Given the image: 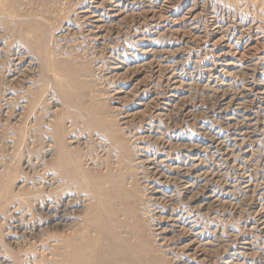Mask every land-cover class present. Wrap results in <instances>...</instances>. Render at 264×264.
I'll return each instance as SVG.
<instances>
[{
	"label": "rangeland",
	"instance_id": "rangeland-1",
	"mask_svg": "<svg viewBox=\"0 0 264 264\" xmlns=\"http://www.w3.org/2000/svg\"><path fill=\"white\" fill-rule=\"evenodd\" d=\"M262 56L264 0H0V264H264Z\"/></svg>",
	"mask_w": 264,
	"mask_h": 264
},
{
	"label": "bare ground",
	"instance_id": "bare-ground-1",
	"mask_svg": "<svg viewBox=\"0 0 264 264\" xmlns=\"http://www.w3.org/2000/svg\"><path fill=\"white\" fill-rule=\"evenodd\" d=\"M134 1V0H133ZM102 2V1H101ZM119 2V1H118ZM121 2V1H120ZM94 3H96V1L94 2ZM108 3V2H107ZM98 5V4H97ZM107 5V4H106ZM95 6V5H94ZM98 7V6H97ZM114 8V7H113ZM103 9V8H102ZM107 9V8H106ZM110 9H112V8H110ZM115 9H117V8H115ZM157 9V8H156ZM152 10V9H151ZM99 11V10H98ZM98 11L97 10H88V12L90 13V16L88 17L89 18V20L90 21H92L93 23L92 24H94V23H97V22H99L100 21V15L98 14ZM102 11V10H101ZM117 11V10H116ZM160 14V13H159ZM194 14V13H193ZM117 15V14H116ZM86 16V15H85ZM84 16V17H85ZM104 20V19H103ZM172 20H174V19H172ZM90 24V23H89ZM106 24V23H105ZM98 26V25H97ZM103 29V28H102ZM94 30V29H93ZM96 30V29H95ZM229 35V34H228ZM239 56V55H238ZM158 57V56H157ZM164 57V56H163ZM264 56H262V58H263ZM162 58V57H161ZM248 58V57H247ZM163 59V58H162ZM242 60V59H241ZM254 62V61H253ZM161 63V62H160ZM150 64V63H149ZM159 64V63H158ZM242 64V63H241ZM170 65V64H169ZM244 65V64H243ZM246 65V64H245ZM158 68V67H157ZM239 68V67H238ZM174 69V68H173ZM264 69V68H263ZM173 72V71H172ZM212 73V72H211ZM170 75H171V73H170ZM192 75V74H191ZM167 76H168V74H167ZM216 76V75H215ZM166 77V76H165ZM162 78V77H161ZM171 78L172 79H175V77H173V75L171 76ZM220 79V78H219ZM218 79V80H219ZM180 80V79H179ZM212 80V79H211ZM155 82H156V80H155ZM175 82V80L172 82V83H174ZM215 82V81H214ZM178 84V83H177ZM176 84V85H177ZM180 84V83H179ZM175 85V84H174ZM175 85V86H176ZM213 85V84H212ZM217 85V84H216ZM245 85V84H244ZM173 86V85H172ZM160 88V87H159ZM261 88V87H260ZM264 88V87H263ZM170 89V88H169ZM168 89V90H169ZM160 90V89H159ZM175 90V89H174ZM243 90V89H242ZM163 91V90H162ZM258 91V90H257ZM159 92V91H158ZM168 92V91H167ZM254 92V91H253ZM164 94V93H163ZM162 94V95H163ZM161 95V94H160ZM172 97H175V95H173V93H171V90L165 95V97L163 98V102H164V104L165 105H170V101H171V99H172ZM249 98V97H248ZM262 100V99H261ZM238 101V100H237ZM157 102V101H156ZM242 102V101H241ZM172 105V104H171ZM235 106V105H234ZM236 106H238V105H236ZM235 111V110H234ZM239 114V113H238ZM223 116V115H222ZM229 117V116H228ZM227 117V118H228ZM235 117V116H234ZM243 117V116H242ZM249 117V116H248ZM251 117V116H250ZM223 120V119H222ZM238 120H240V119H238ZM229 121V120H228ZM237 121V120H236ZM254 121V120H253ZM245 122V121H244ZM255 122V121H254ZM248 123V122H247ZM246 123V124H247ZM254 126V125H253ZM255 127V126H254ZM240 129V128H239ZM223 130V129H222ZM251 130V129H250ZM221 131V130H220ZM242 131V130H241ZM205 132V131H204ZM235 132H237V131H235ZM248 134V133H247ZM213 135V134H212ZM219 135V134H218ZM217 135V136H218ZM216 137V136H215ZM243 139V138H242ZM227 140V139H226ZM234 141V140H233ZM240 142V141H239ZM221 143V141L218 139V142H217V145L218 144H220ZM234 143H236V142H234ZM212 143H210V145H211ZM227 144V143H226ZM236 145V144H235ZM217 148V147H216ZM228 148V147H227ZM198 149V148H197ZM212 150V149H211ZM216 149H214V151H215ZM210 151V150H209ZM217 151V150H216ZM220 151V150H219ZM211 152V151H210ZM221 152V151H220ZM222 152H224V151H222ZM189 154V153H188ZM198 154V153H197ZM211 155H213V154H211ZM197 157H198V155H196ZM222 156V155H221ZM195 157V156H194ZM226 157V156H225ZM191 158V157H190ZM196 158V157H195ZM221 158V157H220ZM222 158H224V157H222ZM164 160V159H163ZM217 160V159H216ZM219 161V160H218ZM232 161V160H231ZM191 162V161H190ZM220 163V162H219ZM193 172V171H192ZM216 172V171H215ZM187 175V174H186ZM212 176V175H211ZM187 180V179H186ZM188 182V181H187ZM186 183V182H185ZM188 183H190V182H188ZM188 183H187V185H188ZM208 186V185H207ZM211 190V189H210ZM181 227V226H180ZM195 233V232H194ZM264 234V233H263Z\"/></svg>",
	"mask_w": 264,
	"mask_h": 264
}]
</instances>
